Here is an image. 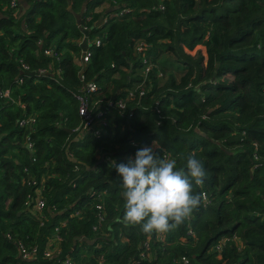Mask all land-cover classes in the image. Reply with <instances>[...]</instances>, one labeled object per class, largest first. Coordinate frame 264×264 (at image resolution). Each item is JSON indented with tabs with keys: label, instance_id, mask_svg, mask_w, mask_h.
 <instances>
[{
	"label": "trees",
	"instance_id": "16d2710c",
	"mask_svg": "<svg viewBox=\"0 0 264 264\" xmlns=\"http://www.w3.org/2000/svg\"><path fill=\"white\" fill-rule=\"evenodd\" d=\"M11 1L0 0V90L13 100L0 98V264L66 257L79 264H264V0H15L16 9ZM104 3L108 10L94 16ZM124 8L128 14L116 19ZM83 40L91 57L81 69ZM138 40L149 46L141 55ZM164 54L163 67L184 73L160 84ZM81 75L98 85L105 104L135 91L124 111L109 108L99 139L73 132ZM30 116L36 124L21 128ZM129 140L155 142L177 167L190 153L204 163L207 176L194 193L207 202L163 232V242L123 221V190L110 164L135 153ZM29 176L45 181L41 218L34 189L24 184ZM99 193L105 220L94 232L91 195ZM55 236L60 254L47 260L42 252ZM17 242L37 247V260L21 259Z\"/></svg>",
	"mask_w": 264,
	"mask_h": 264
},
{
	"label": "clouds",
	"instance_id": "9594fccd",
	"mask_svg": "<svg viewBox=\"0 0 264 264\" xmlns=\"http://www.w3.org/2000/svg\"><path fill=\"white\" fill-rule=\"evenodd\" d=\"M185 161L177 167L175 160L162 158L155 142L139 148L126 163L112 161L123 190L126 224L138 225L146 234L167 232L202 203L203 193H194V185L205 181L204 163L191 153Z\"/></svg>",
	"mask_w": 264,
	"mask_h": 264
},
{
	"label": "built area",
	"instance_id": "2783aa9c",
	"mask_svg": "<svg viewBox=\"0 0 264 264\" xmlns=\"http://www.w3.org/2000/svg\"><path fill=\"white\" fill-rule=\"evenodd\" d=\"M16 6L15 0H12L10 2V7L12 9ZM128 10L125 11L126 14H128ZM122 12L119 11V13L116 16V19L121 18ZM85 29V28H84ZM142 49H137L136 53L141 55L143 51L147 48V44L142 43ZM95 45L99 46L101 45L100 40H95ZM52 51L49 49H46L44 51L45 56H51ZM91 57V52L87 49L86 51L82 52L80 56V67L83 69V66H86ZM22 63V62H21ZM149 60L145 57L142 58V64L144 66V72L148 73L149 72ZM146 65V66H145ZM22 72H29V67L25 64H21ZM82 71V70H81ZM80 71V72H81ZM79 72V73H80ZM46 70H39L37 71L38 76H45L46 75ZM80 81L83 82L82 88L78 91L77 94H74V98L78 102V117L80 119V122L78 126L74 129L73 132L79 134V135H85V134H90L94 136L95 138L99 139L102 134L105 133L106 128L109 126V118H108V110L109 108H115L117 111H124L125 106L127 102L132 101L136 95L135 91H131L130 89L126 91V96L125 98L119 99L117 102L114 100L108 101L106 104L103 102L102 98H98V95H100V89L97 84L93 82H87L84 83L85 79L84 76H80ZM23 82L22 78H19L17 80V84L20 85ZM139 97L142 96V93H139ZM0 98L8 99L13 103V100L10 98V90H0ZM22 109L24 108V105H19ZM36 124V116H30L25 120H21L19 125L21 128H26L28 126H33ZM28 140V138H27ZM129 144L132 148L134 149H139L144 146H149V144L145 145H138L136 142L133 140H129ZM153 143H150V146H152ZM26 146L27 150L33 151V145L26 141ZM136 150V151H137ZM135 151V153H136ZM135 153L131 155L133 159L135 158ZM24 184L30 188L34 189V195L35 199L34 200V209L35 212L38 213L39 215L42 213V209L44 208V198H43V192L45 189V181L44 179L38 180L35 177L29 176ZM101 193L99 194H92L91 196L97 200L96 203V225L93 226L92 231H96L98 228H100L101 224L105 220V214H104V209L103 205L100 203L101 202ZM203 202L206 203L207 199L205 194L203 193ZM29 202L26 203L28 205ZM78 215V214H77ZM189 235H192L191 231L188 233ZM6 238L8 240H12L10 235H6ZM157 238L159 241L163 242L164 237L163 234L160 232H157ZM237 237H233V239H236ZM227 238H222L219 241V244L217 246V249H221L223 244L226 242ZM60 238L58 236H55V239L52 242H49L50 248H46L42 252V256L50 260L54 257H58L60 254V248H59V243H60ZM18 243V242H17ZM148 251V245L147 243L144 245V252L142 256L144 257L145 252ZM18 256L25 260V261H35L37 260L39 256V250L37 247H31V248H26L22 244L18 243ZM184 264H188L187 259L182 258ZM60 264H79L73 261V259L66 257L64 260L59 262ZM99 264L102 263V258L99 259L98 261Z\"/></svg>",
	"mask_w": 264,
	"mask_h": 264
},
{
	"label": "rangeland",
	"instance_id": "374dc122",
	"mask_svg": "<svg viewBox=\"0 0 264 264\" xmlns=\"http://www.w3.org/2000/svg\"><path fill=\"white\" fill-rule=\"evenodd\" d=\"M125 11H126V8L121 9V12L123 13L121 18L124 17L125 15H127L125 13ZM142 42L143 41H140V40L134 42V51H135V53H136L137 49H142V44H140ZM148 47L149 46L147 45V48ZM166 61H167L166 54H164V55H162L160 57V69L162 70V73L164 74V76H162L163 78H160V84H163L165 82V79H167L170 76H174L176 79H179L184 73V70L182 68L177 67V66L173 65L172 63L171 64L166 63L164 65V67H163V63L166 62ZM106 92H108V95L106 93L107 96H109V93L112 94V90H111L110 86L107 88ZM39 217L41 218V215H39Z\"/></svg>",
	"mask_w": 264,
	"mask_h": 264
},
{
	"label": "crops",
	"instance_id": "0c3cea01",
	"mask_svg": "<svg viewBox=\"0 0 264 264\" xmlns=\"http://www.w3.org/2000/svg\"><path fill=\"white\" fill-rule=\"evenodd\" d=\"M108 8H109V4H108V3H104L101 7H99V8H97V9L94 10L93 15H94V14H100L101 12H105V11L108 10ZM94 16H97V15H94ZM100 18H101V17H98V21H97V23L100 22Z\"/></svg>",
	"mask_w": 264,
	"mask_h": 264
},
{
	"label": "water",
	"instance_id": "95a60500",
	"mask_svg": "<svg viewBox=\"0 0 264 264\" xmlns=\"http://www.w3.org/2000/svg\"><path fill=\"white\" fill-rule=\"evenodd\" d=\"M83 35H84L85 38H87V36H88V31H87V30H84V31H83ZM80 49H81L82 52L86 51V49H87V44H86L85 40H83L82 43L80 44ZM68 132L71 133V131H68Z\"/></svg>",
	"mask_w": 264,
	"mask_h": 264
}]
</instances>
